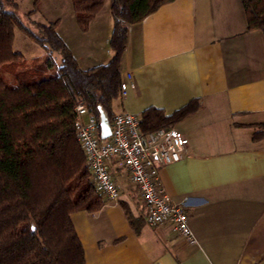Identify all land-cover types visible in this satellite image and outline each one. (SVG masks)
<instances>
[{
    "label": "crops",
    "instance_id": "0c3cea01",
    "mask_svg": "<svg viewBox=\"0 0 264 264\" xmlns=\"http://www.w3.org/2000/svg\"><path fill=\"white\" fill-rule=\"evenodd\" d=\"M56 22L82 69L111 61L104 48L113 30L110 0L87 32L75 11L64 32L62 18ZM128 72L133 80L114 103L116 115L140 118L152 107L170 115L200 101L175 125L189 139L187 157L161 169V186L183 204L197 243L170 224L145 222L137 235L121 203L136 218L146 209L129 171L112 160L119 201L105 196L101 210L72 216L87 264H264V137L253 139L264 124V36L247 31L241 0H174L131 25L122 62ZM99 129L102 140L110 137L111 125L104 139Z\"/></svg>",
    "mask_w": 264,
    "mask_h": 264
},
{
    "label": "trees",
    "instance_id": "16d2710c",
    "mask_svg": "<svg viewBox=\"0 0 264 264\" xmlns=\"http://www.w3.org/2000/svg\"><path fill=\"white\" fill-rule=\"evenodd\" d=\"M106 1L71 0L82 32L89 30ZM173 1L110 0L112 59L84 70L58 33V22L33 30L15 12L17 3L0 0V69L8 67L18 81L14 86L0 72V264H87L72 216L101 210L105 195L79 142L76 106L86 104L99 128L103 117L112 125L129 28ZM241 3L247 31L264 36V0ZM16 29L48 53L42 63L17 71L25 58L13 50ZM54 67L57 73L47 74ZM200 106L193 100L170 115L149 108L140 115L141 131L147 135L171 128ZM255 129L253 139L259 141L264 124ZM121 207L139 235L145 217L136 218L125 203Z\"/></svg>",
    "mask_w": 264,
    "mask_h": 264
},
{
    "label": "built area",
    "instance_id": "2783aa9c",
    "mask_svg": "<svg viewBox=\"0 0 264 264\" xmlns=\"http://www.w3.org/2000/svg\"><path fill=\"white\" fill-rule=\"evenodd\" d=\"M132 80V73H121V97H125ZM76 113L79 142L98 190L109 200L119 201L121 185L112 178L110 171L111 161L117 160L129 171L131 182L140 191L147 225L170 224L190 244L197 243L183 204L174 202L161 186V169L187 157L189 139L175 126L145 135L141 131L140 118L123 112L114 117L110 137L102 140L87 105L79 103ZM85 116L90 117L88 122L84 121Z\"/></svg>",
    "mask_w": 264,
    "mask_h": 264
},
{
    "label": "rangeland",
    "instance_id": "374dc122",
    "mask_svg": "<svg viewBox=\"0 0 264 264\" xmlns=\"http://www.w3.org/2000/svg\"><path fill=\"white\" fill-rule=\"evenodd\" d=\"M13 1L18 4V8L15 12L20 16L23 23L33 30L40 24L49 25L56 22L59 18H62L64 32V27H66V29L68 28L71 12L74 11L71 0ZM108 1L109 0H107L106 3ZM10 9L14 10L13 8ZM104 48L107 52H111L108 44H106ZM13 50L17 53H21L25 58L24 66L19 67L17 71L29 69L33 67L35 63H42L48 54L41 46L29 40L19 29L15 30ZM55 56L58 57V55ZM83 66H85L84 63ZM0 72L9 80L10 84L14 86L18 84V81L14 78L8 67L1 68ZM56 73L57 67L47 69V74L49 75ZM85 120L87 121V118H85Z\"/></svg>",
    "mask_w": 264,
    "mask_h": 264
},
{
    "label": "water",
    "instance_id": "95a60500",
    "mask_svg": "<svg viewBox=\"0 0 264 264\" xmlns=\"http://www.w3.org/2000/svg\"><path fill=\"white\" fill-rule=\"evenodd\" d=\"M110 133V124L107 122L106 118L103 117L102 123H101V136L102 138H106L108 134Z\"/></svg>",
    "mask_w": 264,
    "mask_h": 264
}]
</instances>
